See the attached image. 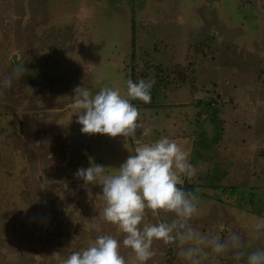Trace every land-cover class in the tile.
I'll return each instance as SVG.
<instances>
[{
  "label": "rangeland",
  "instance_id": "rangeland-1",
  "mask_svg": "<svg viewBox=\"0 0 264 264\" xmlns=\"http://www.w3.org/2000/svg\"><path fill=\"white\" fill-rule=\"evenodd\" d=\"M133 42L150 76L175 78L178 62L195 67L194 92L170 86L168 110L139 109L149 137L81 133L74 89L126 91ZM23 64L14 87L0 89V264H60L98 235H115L99 217L102 185L75 173L92 164L114 172L138 141L162 136L189 155L204 148L188 179L202 209L193 226L225 240L234 232L244 244L239 261L228 253L218 264H246L264 248V235L250 237L264 223V0H0V81ZM153 251L147 264H187L174 244L157 241Z\"/></svg>",
  "mask_w": 264,
  "mask_h": 264
},
{
  "label": "clouds",
  "instance_id": "clouds-1",
  "mask_svg": "<svg viewBox=\"0 0 264 264\" xmlns=\"http://www.w3.org/2000/svg\"><path fill=\"white\" fill-rule=\"evenodd\" d=\"M24 71V64L14 67L0 81V89L13 88L14 80ZM154 83L144 79L134 83L129 79L123 92L107 85L98 91L77 86L72 107L77 110L81 133L123 136L127 141L135 138L140 129L141 137L151 136L152 127L140 121V110L132 102L149 103ZM132 153L114 172L92 164L75 173L85 185H102V195H98L103 202L99 217L114 226L116 234L98 235L86 248L72 252L60 264H147L155 255L153 244L157 241L174 244L177 256L187 264H218V257L228 253L236 261L241 259L244 244L240 235L233 232L225 240L218 233L205 235L193 226V219L202 214L201 201L194 192L185 191L183 185L185 178L191 180L197 169L180 144L162 136L150 143L138 141ZM148 213L154 218L164 214L170 219L151 223L146 219ZM261 235L264 223L252 225L250 237ZM122 249L130 250L128 259ZM246 264H264V248L248 253Z\"/></svg>",
  "mask_w": 264,
  "mask_h": 264
},
{
  "label": "trees",
  "instance_id": "trees-1",
  "mask_svg": "<svg viewBox=\"0 0 264 264\" xmlns=\"http://www.w3.org/2000/svg\"><path fill=\"white\" fill-rule=\"evenodd\" d=\"M134 34V32H133ZM132 34V40L134 41V36ZM134 42L132 43V51L130 53V56H131V60L132 61H135L134 63H131L130 66H129V71L127 74H129V78L128 79H131L134 83L135 82H138L139 80L141 79H144V80H154L155 83L151 89V100L149 103H143L139 100L137 101H133L132 103L138 108V109H152L153 111L154 110H158L159 107H164V111H166V108L168 110V108L171 106L170 104L168 105L167 102H166V99L168 97L169 94H171V87L174 86L175 88L179 87V86H183V82L184 84L187 83L189 85V88H190V93H193L194 92V89H195V85H194V82L196 81L197 79V73H196V68L195 67H191L189 69V71H184L183 68H181V63H176L177 65L174 66L172 69V76L175 75V78H168V79H164V76L167 74H161V70L158 74L156 75H148L149 72H143V70L145 69V67H140L139 64L136 63V55H135V52H134ZM154 48H157V46H154ZM153 48V49H154ZM156 50V49H155ZM195 52H200L201 53V48L200 47H196L195 49ZM193 55V51L189 48L187 49V51L185 52V54L183 55V60L184 61H188V59H190V57H192ZM158 69V67H157ZM127 72V70H125ZM142 72V76L141 77H137V74L138 73H141ZM146 74V75H145ZM145 75V76H144ZM148 76V77H146ZM174 77V76H173ZM126 86V85H125ZM171 86V87H170ZM162 88H167L166 91L162 92ZM158 94H160L161 96H164L165 97V104L163 103V100L161 98L157 99V96ZM232 98V97H231ZM198 103H203L201 102V100L198 101ZM205 104H209V103H205ZM167 105V106H166ZM174 106V105H173ZM203 136V135H202ZM204 138V137H203ZM202 138V139H203ZM208 139V138H206ZM195 140V138H194ZM197 141V140H196ZM194 144V143H193ZM201 145V144H200ZM204 150V148H201L200 146L199 147H196V148H193L191 150V153L189 155V159H190V163L192 164V161H193V157H194V154L195 155H199V153ZM198 165H200L201 163H196ZM200 176L202 174V177H205L207 175L205 174H210L211 173V170H208L206 171V173H201L200 171H198ZM209 184V183H208ZM210 185V184H209ZM196 183L194 182H189L187 178H185V182H184V190L185 191H189V192H194L195 194L197 193L196 191Z\"/></svg>",
  "mask_w": 264,
  "mask_h": 264
},
{
  "label": "flooded vegetation",
  "instance_id": "flooded-vegetation-1",
  "mask_svg": "<svg viewBox=\"0 0 264 264\" xmlns=\"http://www.w3.org/2000/svg\"><path fill=\"white\" fill-rule=\"evenodd\" d=\"M239 5H241V6H242V2H241V3H239Z\"/></svg>",
  "mask_w": 264,
  "mask_h": 264
}]
</instances>
